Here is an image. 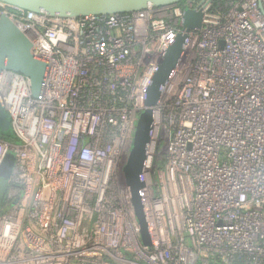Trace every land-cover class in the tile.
<instances>
[{
    "label": "built area",
    "instance_id": "1",
    "mask_svg": "<svg viewBox=\"0 0 264 264\" xmlns=\"http://www.w3.org/2000/svg\"><path fill=\"white\" fill-rule=\"evenodd\" d=\"M200 29L154 107L140 190L125 166L144 90L187 8ZM47 63L39 97L5 70L0 264H264V0H183L50 16L0 0Z\"/></svg>",
    "mask_w": 264,
    "mask_h": 264
},
{
    "label": "water",
    "instance_id": "2",
    "mask_svg": "<svg viewBox=\"0 0 264 264\" xmlns=\"http://www.w3.org/2000/svg\"><path fill=\"white\" fill-rule=\"evenodd\" d=\"M25 10L44 12L50 16L81 17L87 14L108 15L128 13L148 6L179 3L183 0H2ZM203 21L201 8H187L181 17V30L168 44L155 71L147 84L144 107L136 119L133 144L125 166V181L132 208L139 222L144 241L148 242L147 224L140 190L143 187V172L151 141L154 107L185 49L188 33L200 29ZM32 44L24 33L6 16L0 15V77L5 70L22 73L30 79L31 94L40 95L47 63L33 55ZM10 128L9 120L0 100V132ZM11 156V155H9ZM5 156L4 160L9 157ZM3 160V161H4ZM3 162L1 163V165ZM0 165V166H1Z\"/></svg>",
    "mask_w": 264,
    "mask_h": 264
},
{
    "label": "rangeland",
    "instance_id": "3",
    "mask_svg": "<svg viewBox=\"0 0 264 264\" xmlns=\"http://www.w3.org/2000/svg\"><path fill=\"white\" fill-rule=\"evenodd\" d=\"M8 131H11L9 128ZM14 163V156L11 154L6 160L3 161V164L0 166V190L6 189L10 182L11 170Z\"/></svg>",
    "mask_w": 264,
    "mask_h": 264
},
{
    "label": "trees",
    "instance_id": "4",
    "mask_svg": "<svg viewBox=\"0 0 264 264\" xmlns=\"http://www.w3.org/2000/svg\"><path fill=\"white\" fill-rule=\"evenodd\" d=\"M1 135H2L3 139H5L6 141H9V142H12V143L16 142L14 135L10 131H6L4 133H1ZM11 154H12L11 151H8L6 153V155H8V156L11 155ZM1 196H0V199H1Z\"/></svg>",
    "mask_w": 264,
    "mask_h": 264
}]
</instances>
